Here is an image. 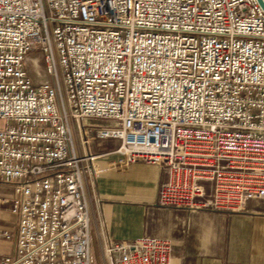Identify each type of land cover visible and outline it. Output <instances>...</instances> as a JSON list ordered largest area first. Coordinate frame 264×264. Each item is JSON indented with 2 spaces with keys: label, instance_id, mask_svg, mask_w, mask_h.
<instances>
[{
  "label": "built area",
  "instance_id": "1",
  "mask_svg": "<svg viewBox=\"0 0 264 264\" xmlns=\"http://www.w3.org/2000/svg\"><path fill=\"white\" fill-rule=\"evenodd\" d=\"M31 50L49 78L39 86ZM85 119L107 122L94 128L106 150L89 151L85 125L72 132ZM142 167L161 175L160 207L235 214L264 198L258 1L0 0V211L17 219L0 264H92L83 178ZM104 253L172 264L162 238Z\"/></svg>",
  "mask_w": 264,
  "mask_h": 264
},
{
  "label": "crops",
  "instance_id": "2",
  "mask_svg": "<svg viewBox=\"0 0 264 264\" xmlns=\"http://www.w3.org/2000/svg\"><path fill=\"white\" fill-rule=\"evenodd\" d=\"M89 142L91 153L107 149L104 141ZM160 180L156 168L143 167L83 178L92 264L100 255L107 259L104 249L111 242L137 237L168 239L172 264H264V198L246 202L235 214L164 208L157 204ZM16 224V217L0 211V234H12L0 236V259L14 252Z\"/></svg>",
  "mask_w": 264,
  "mask_h": 264
},
{
  "label": "rangeland",
  "instance_id": "3",
  "mask_svg": "<svg viewBox=\"0 0 264 264\" xmlns=\"http://www.w3.org/2000/svg\"><path fill=\"white\" fill-rule=\"evenodd\" d=\"M24 69L27 72L29 78L31 79L32 83L35 86H39L40 84H44L45 82L48 81V75L45 72L44 68V62H43V57L42 54L39 51L36 50H31L28 52L27 56L25 57L24 60ZM78 128L81 126V124L85 125L87 130L89 131V141H93V143L96 141V138L94 136V128L98 125L105 126L107 125L106 121H97V120H92V119H85L81 121L80 123L76 122H70V127L72 129V132L74 133L73 125ZM75 138V135H73ZM90 143V142H89ZM107 146V144L105 143ZM100 151L94 154H98ZM104 177V176H101ZM92 178H95L92 176ZM99 178V177H98ZM6 192L4 189L0 188V193ZM97 264H110L109 261L104 256H99V263Z\"/></svg>",
  "mask_w": 264,
  "mask_h": 264
},
{
  "label": "water",
  "instance_id": "4",
  "mask_svg": "<svg viewBox=\"0 0 264 264\" xmlns=\"http://www.w3.org/2000/svg\"><path fill=\"white\" fill-rule=\"evenodd\" d=\"M257 1H258L259 5L261 6L263 12H264V4H263V2L261 0H257Z\"/></svg>",
  "mask_w": 264,
  "mask_h": 264
}]
</instances>
